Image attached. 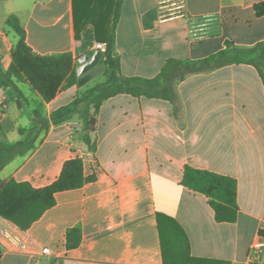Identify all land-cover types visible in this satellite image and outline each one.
Segmentation results:
<instances>
[{
    "label": "crops",
    "instance_id": "1",
    "mask_svg": "<svg viewBox=\"0 0 264 264\" xmlns=\"http://www.w3.org/2000/svg\"><path fill=\"white\" fill-rule=\"evenodd\" d=\"M185 15L168 17L165 0H122L113 54L125 77L154 78L169 59L200 60L227 42L251 48L264 41V0H183ZM16 16L28 45L40 56L71 54L76 68L99 51L93 26L77 36L74 0H0V57L7 71L19 43L7 25ZM103 44V43H102ZM106 51L100 63L106 65ZM101 75H105V72ZM100 76V75H99ZM98 76V77H99ZM79 78V77H78ZM97 79V78H95ZM93 79L61 91L46 103L27 82L2 88L0 128L9 143L23 139L36 112L50 119L87 90ZM107 81V79H106ZM170 102L121 94L97 115V143H84L78 115L42 132L33 151L11 161L4 180L40 189L53 184L64 164L82 158L83 187L60 192L56 204L28 230L52 250L55 264H188L185 251L166 245L158 214L185 232L192 258L213 264H264V82L256 67L229 65L177 84ZM186 166L238 181L236 223H218L205 195L181 185ZM0 216V226L4 224ZM0 264H46L38 255L0 252Z\"/></svg>",
    "mask_w": 264,
    "mask_h": 264
},
{
    "label": "trees",
    "instance_id": "2",
    "mask_svg": "<svg viewBox=\"0 0 264 264\" xmlns=\"http://www.w3.org/2000/svg\"><path fill=\"white\" fill-rule=\"evenodd\" d=\"M77 36L90 25L93 26L95 40L106 45L107 81L77 97L70 105L55 111L50 119L34 114L32 127L23 131V139L9 143L0 128V216L22 230L31 226L56 204L60 192L83 187L86 182L85 166L82 158L68 160L60 177L51 185L36 189L30 183L1 178L3 169L15 158L28 155L34 150L42 134L51 125H59L78 115L83 121L84 143L95 152L97 143L91 135L96 131L97 115L102 104L108 99L127 94L134 98L163 100L176 106L179 95L177 84L195 74L212 72L229 66L247 64L257 68L264 82V41L254 47L244 48L227 42L225 49L200 60L169 59L161 72L154 78L125 77L121 73V61L113 54L116 29L119 22L122 0H74ZM256 16H264V3L254 6ZM168 17H173L172 13ZM7 25L19 37L12 61L4 71L0 57V86L15 87V82H27L49 103L57 95L78 83L76 60L71 54L60 56H40L28 45L26 31L19 19L12 15ZM181 185L195 193L205 195L214 210L218 223H236L240 212L238 203V181L227 175L210 170L186 166ZM161 235L166 245L174 250L185 251L188 264H213V261L192 258L189 240L181 226L171 217L158 214Z\"/></svg>",
    "mask_w": 264,
    "mask_h": 264
},
{
    "label": "built area",
    "instance_id": "3",
    "mask_svg": "<svg viewBox=\"0 0 264 264\" xmlns=\"http://www.w3.org/2000/svg\"><path fill=\"white\" fill-rule=\"evenodd\" d=\"M106 45L102 43L96 44V49L106 51ZM6 107V98L0 95V109ZM4 224L0 226V252H14L29 255H38L44 258L46 264H55L51 262L52 250L46 246H40L30 236L28 230H22L16 225L3 219ZM264 248V241L255 242L252 250L260 253Z\"/></svg>",
    "mask_w": 264,
    "mask_h": 264
},
{
    "label": "water",
    "instance_id": "4",
    "mask_svg": "<svg viewBox=\"0 0 264 264\" xmlns=\"http://www.w3.org/2000/svg\"><path fill=\"white\" fill-rule=\"evenodd\" d=\"M102 57L103 52L97 51L91 59L86 60L82 66L78 68V86H84L105 72L106 65L104 63H100Z\"/></svg>",
    "mask_w": 264,
    "mask_h": 264
},
{
    "label": "rangeland",
    "instance_id": "5",
    "mask_svg": "<svg viewBox=\"0 0 264 264\" xmlns=\"http://www.w3.org/2000/svg\"><path fill=\"white\" fill-rule=\"evenodd\" d=\"M165 2H166L165 6L167 7L166 8L167 14H169V13L175 14L177 12L178 15H180V16H184L185 15L184 1L183 0H165ZM107 69H108V65H107ZM106 76H107V74H106ZM106 79L107 78H105V75H100L99 77H97V79H95L93 81V85L95 83H101L103 81H106ZM26 130H28V129H26ZM26 130H23V131H26Z\"/></svg>",
    "mask_w": 264,
    "mask_h": 264
}]
</instances>
